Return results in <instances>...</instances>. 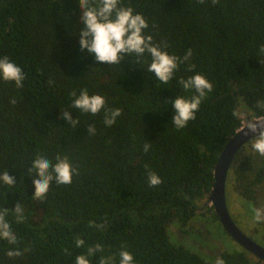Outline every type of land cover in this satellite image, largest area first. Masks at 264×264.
I'll return each instance as SVG.
<instances>
[{
    "label": "trees",
    "instance_id": "obj_1",
    "mask_svg": "<svg viewBox=\"0 0 264 264\" xmlns=\"http://www.w3.org/2000/svg\"><path fill=\"white\" fill-rule=\"evenodd\" d=\"M121 6L142 14L145 34L183 61L167 84L148 72V53L108 65L81 51L77 0H0V58L25 76L22 88L0 79V174L8 171L16 180L13 189L0 182V211L8 209L17 237L15 244L0 239V264H76V256L97 244L103 251L88 257L91 264L102 258L119 264L121 250L134 264H215L176 242L170 228L190 233L200 209L218 220L214 206L201 202L213 190L219 157L248 117L264 116V0H121ZM189 49L192 56L184 60ZM197 73L213 91L196 119L177 130L173 102L193 94L179 81ZM84 88L104 96L106 108L122 110L111 127L103 110L92 115L71 107L70 93ZM65 112L78 121L75 127ZM37 155L53 164L66 156L78 170L71 184L53 182L43 200L32 197L39 177L27 171ZM241 163L229 179L257 202L264 156L251 149ZM149 172L162 183L150 187ZM17 203L24 216L19 223ZM78 237L83 247H76ZM9 250L23 254L9 257ZM219 258L264 264L246 250H225Z\"/></svg>",
    "mask_w": 264,
    "mask_h": 264
},
{
    "label": "clouds",
    "instance_id": "obj_2",
    "mask_svg": "<svg viewBox=\"0 0 264 264\" xmlns=\"http://www.w3.org/2000/svg\"><path fill=\"white\" fill-rule=\"evenodd\" d=\"M198 2L203 4L205 0H198ZM212 2L214 4L219 3V0H212ZM77 3L82 13L80 17L82 27L77 32L81 51L87 49L89 53L94 55L97 63L108 65L119 64L129 54L143 57L145 53H148L151 56V63L147 66L148 72L154 73L155 78L165 84L173 79L179 67L180 58L162 50L153 43L152 35L145 34L149 25L142 14L135 13L131 7H122L121 0H77ZM260 51L264 53V45L261 46ZM191 56L192 50L189 49L184 60H188ZM194 67L195 65H191L189 71ZM0 79L8 82L14 81L17 88H22L25 76L18 65L10 61L8 57H3L0 58ZM179 83L185 91H191L193 94L190 98L180 96L173 102L175 115L172 117V122L177 130L185 128L190 121L196 119V113L199 111L202 101L213 91V84L199 73L189 76L187 79L182 77ZM70 95L73 97L71 107L80 109L82 113L96 115L103 110L104 123L109 127L116 122L122 113L119 108H106L105 97L100 94L90 95L87 88L82 89L79 95L76 92H72ZM11 103L15 104V99ZM261 103L264 104V102ZM233 115L239 117L241 115L240 110H235ZM64 119L71 121L73 127L78 123L67 112L64 113ZM90 131L94 133L95 127ZM242 131L245 135L256 134L247 144L251 145L254 153L264 156V120L249 118L244 122ZM149 147L145 144L144 151L148 152ZM55 161L53 164L42 155H37L31 161V167L27 169L28 174L36 173L39 177L33 182L35 194L32 197L35 200H43L53 182L58 185L71 184L74 172H78L66 156L57 155ZM0 182L7 185L9 189L16 186L15 177L10 176L8 171L0 174ZM161 183L162 180L156 173H148L150 187L158 186ZM14 212L16 221L22 222L24 220L23 209L19 203L15 205ZM7 214V208L0 211V239L15 244L17 237L13 233L10 223L6 220ZM254 221L257 223L264 221V209L254 210ZM84 243L85 241L79 237L75 241L76 247H83ZM97 251L102 252L103 246L97 244L95 247H89L87 255L76 256V264H91L88 257L94 256ZM22 254L20 250L7 252L9 257H18ZM119 257V264H134V257L127 250H121ZM100 264H108V261L102 258ZM216 264H224L223 259L217 258Z\"/></svg>",
    "mask_w": 264,
    "mask_h": 264
},
{
    "label": "rangeland",
    "instance_id": "obj_3",
    "mask_svg": "<svg viewBox=\"0 0 264 264\" xmlns=\"http://www.w3.org/2000/svg\"><path fill=\"white\" fill-rule=\"evenodd\" d=\"M245 148H247V145ZM250 151L251 145L247 149V154H249ZM258 190V201H247L245 204V210L250 211L252 217H254L255 209H264V183L258 187ZM233 197L237 199L235 192H233ZM204 204L205 206H211L212 202L207 198L201 202V205ZM205 211L206 209H200L199 215L191 223L192 231L190 233L183 232L178 225H172L170 234L176 242L185 244L190 249L209 258L216 264L217 258H219L221 253L225 252V250H239L240 247L235 245L222 224L212 219L211 216L208 217V214H203Z\"/></svg>",
    "mask_w": 264,
    "mask_h": 264
},
{
    "label": "water",
    "instance_id": "obj_4",
    "mask_svg": "<svg viewBox=\"0 0 264 264\" xmlns=\"http://www.w3.org/2000/svg\"><path fill=\"white\" fill-rule=\"evenodd\" d=\"M249 118L264 120V116L248 117L247 119ZM243 125L237 130L235 135H233V137L227 143L226 147L224 148L223 152L219 157L215 169V183L213 186V190L208 198L210 202L215 205L216 210L221 215L223 223L226 226L228 225V229L230 230L231 234H233V236L236 238V240L241 242L246 248H248L252 252L259 255V257L264 259V248L258 245L257 243L253 242L237 226H235L226 208V182L232 161L234 157L238 154V152L241 150V148H243L256 135L255 133H249L248 135H245L244 131H242Z\"/></svg>",
    "mask_w": 264,
    "mask_h": 264
},
{
    "label": "flooded vegetation",
    "instance_id": "obj_5",
    "mask_svg": "<svg viewBox=\"0 0 264 264\" xmlns=\"http://www.w3.org/2000/svg\"><path fill=\"white\" fill-rule=\"evenodd\" d=\"M247 145V148L245 146ZM241 150L238 152V154L234 157L231 168H234L235 166H238L239 164H242L241 162L245 160V156L247 155V149L250 147V144H246ZM249 146V147H248ZM230 172V170H229ZM229 174V173H228ZM236 180L233 178L230 180L229 176L227 177L226 182V195H227V202H226V208L229 216L232 219V222L237 226L248 238H250L253 242L257 243L261 247L264 248V221L262 222H255L254 217L251 216V212L248 210H245V204L249 199L244 198L237 190ZM236 193L237 199L233 197V192ZM251 201V200H250ZM255 202V201H253ZM214 210L218 216V223L222 224L225 228L226 232L229 234V237L233 240L235 245L239 248V250H246L248 251L249 255L253 257V260H264L263 258L259 257L256 253L252 252L248 248H246L241 242L236 240V238L231 234L230 230L228 229V225L226 226L221 218V215L216 210L215 205ZM233 224V225H234Z\"/></svg>",
    "mask_w": 264,
    "mask_h": 264
}]
</instances>
